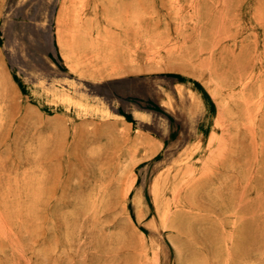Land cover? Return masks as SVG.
Segmentation results:
<instances>
[{
    "label": "rangeland",
    "instance_id": "374dc122",
    "mask_svg": "<svg viewBox=\"0 0 264 264\" xmlns=\"http://www.w3.org/2000/svg\"><path fill=\"white\" fill-rule=\"evenodd\" d=\"M0 264H264V0H0Z\"/></svg>",
    "mask_w": 264,
    "mask_h": 264
},
{
    "label": "crops",
    "instance_id": "0c3cea01",
    "mask_svg": "<svg viewBox=\"0 0 264 264\" xmlns=\"http://www.w3.org/2000/svg\"><path fill=\"white\" fill-rule=\"evenodd\" d=\"M63 12H66L65 9L62 10ZM61 22H62V15L61 17L59 18V24H60V28H61ZM59 51V50H58ZM62 53H63V56H64V59L66 60V63L68 64V66L71 68V69H79V61L77 59H75L70 53H68L65 49H62ZM60 55V53H59ZM61 57V56H60ZM47 59V57H45ZM61 59V58H60ZM60 59L59 58H56V61H59L60 62ZM48 60V59H47ZM48 63H49V68H56L49 60H48ZM61 63L62 65L64 64L62 59H61ZM113 72V69H104L103 71L100 70V72L102 73H107V72ZM109 76H106L104 78H107ZM102 79V78H101ZM121 93V92H120ZM122 94V93H121ZM100 96V95H99ZM123 98H125L123 95Z\"/></svg>",
    "mask_w": 264,
    "mask_h": 264
}]
</instances>
